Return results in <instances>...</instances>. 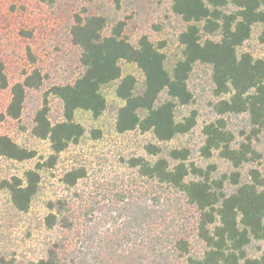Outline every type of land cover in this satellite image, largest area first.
<instances>
[{
  "label": "rangeland",
  "instance_id": "374dc122",
  "mask_svg": "<svg viewBox=\"0 0 264 264\" xmlns=\"http://www.w3.org/2000/svg\"><path fill=\"white\" fill-rule=\"evenodd\" d=\"M89 17L104 18L103 36H109L117 23L123 22L122 36L132 46L145 36L169 62L179 56L178 38L186 24L173 13L170 0H0V62L9 84L7 89H0V116L10 102L11 86L33 71L42 76L38 89L25 91L19 119H0V136L35 152L33 159L23 162L0 160V254L17 264H27L43 258L47 247L57 242L63 251L66 245L69 253L90 252V264H151L159 260L185 264L186 257L173 249V240H187L189 255L201 254L203 245L195 237L196 210L181 193L148 179L138 167H132V162L139 158L153 162L157 157L149 155L146 147L154 145L163 151V157L168 150L185 148L190 152L187 162L202 167L215 164L218 175L234 170L217 154L205 160L199 153L203 127L217 118L212 105L219 98L213 94L209 65L194 67L188 80L194 103L177 109L179 119L192 111L197 114L195 127L186 135L158 142L151 132L139 129L116 132L122 102L114 94L115 86H109L103 90L106 108L102 115L94 119L78 112L75 120L83 126L84 135L58 155L52 168L38 171L39 190L27 211L15 210L3 187L13 177L23 179L27 170L50 156L49 141L32 135L34 120L52 86L72 84L83 72L81 50L71 42V29L76 20ZM260 31L261 27L255 26L238 51L264 62ZM119 66L122 77L132 76L141 89L144 77L137 66L125 61ZM46 103L50 123L62 121L61 101L49 95ZM223 119L237 141L242 139L241 132L249 133L246 115H225ZM253 148L259 156L257 161L244 165L239 172L245 179L248 170L255 168L264 179V128L253 141ZM68 174L81 179L69 185L65 181ZM230 189L227 187L228 192ZM147 212L152 213L149 220L143 218ZM50 214H59L52 230L46 225ZM64 216L73 222L71 231L58 225ZM263 249L264 242L253 241L247 253L259 257Z\"/></svg>",
  "mask_w": 264,
  "mask_h": 264
},
{
  "label": "trees",
  "instance_id": "16d2710c",
  "mask_svg": "<svg viewBox=\"0 0 264 264\" xmlns=\"http://www.w3.org/2000/svg\"><path fill=\"white\" fill-rule=\"evenodd\" d=\"M170 1L173 13L186 24L178 38L179 56L172 62L145 36L137 46H132L122 36L123 22L117 23L109 36H103L104 18L76 20L71 42L81 50L83 72L72 84L55 85L46 92L32 130L36 139L49 141L51 154L34 169L27 170L23 179L13 177L3 187L14 209L27 211L39 190L38 171L52 168L58 155L84 135L83 126L75 120L78 112L94 119L102 115L106 108L103 90L109 86H115L114 94L122 102L116 115V132L139 129L151 132L158 142L186 135L195 127L197 114L192 111L179 119L177 109L194 103L188 87L194 67L209 65L213 94L219 98L212 105L217 118L203 127L199 153L205 160L217 154L234 170L218 175L215 164L202 167L187 162L190 152L185 148L168 150L163 157L160 156L163 151L154 145H148L146 150L157 158L153 162L134 159L132 167H138L148 179L181 193L196 210L195 237L203 245L201 254L189 255L187 240H173L172 247L181 257H186L185 264H264V249L259 257L247 253L253 241L264 242V179L255 168L248 170L245 179L239 172L259 157L253 141L264 128V62L238 51L255 26L261 27L259 41L264 44V0ZM121 61L136 65L142 72L141 89L136 87L132 76L122 77ZM41 84L42 76L33 71L21 83L11 86V99L0 119H19L25 91L38 89ZM8 87L0 62V89ZM49 95L59 99L63 106V120L53 125L47 118ZM225 115L247 116L249 133L241 132L240 141L229 130L223 119ZM34 157L35 152L18 146L7 136H0V160L23 162ZM65 179L73 185L81 176L68 174ZM151 214L147 212L143 218L149 220ZM58 215L47 216L48 229L57 225ZM58 225L65 231L73 228L67 216ZM92 259L90 252L69 253L66 245L63 251V246L53 242L43 258L27 264H90ZM0 264L17 262L0 254ZM151 264L166 262L159 260Z\"/></svg>",
  "mask_w": 264,
  "mask_h": 264
}]
</instances>
